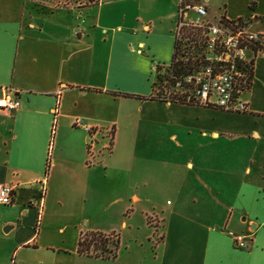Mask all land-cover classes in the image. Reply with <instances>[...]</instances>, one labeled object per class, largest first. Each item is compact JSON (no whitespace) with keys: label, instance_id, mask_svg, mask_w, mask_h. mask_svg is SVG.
<instances>
[{"label":"crops","instance_id":"crops-1","mask_svg":"<svg viewBox=\"0 0 264 264\" xmlns=\"http://www.w3.org/2000/svg\"><path fill=\"white\" fill-rule=\"evenodd\" d=\"M192 1L264 34V0ZM176 4L0 0V94L19 100L0 112V183L13 186L0 203V264H264V51L244 111L150 97L152 68L172 56ZM75 117L100 129L91 142ZM183 131L197 144L189 155L179 154ZM148 207H159L153 234L161 228L150 248L122 259L77 252L86 230L120 227L137 240Z\"/></svg>","mask_w":264,"mask_h":264},{"label":"built area","instance_id":"built-area-1","mask_svg":"<svg viewBox=\"0 0 264 264\" xmlns=\"http://www.w3.org/2000/svg\"><path fill=\"white\" fill-rule=\"evenodd\" d=\"M189 10L194 15L189 16ZM245 18H229L220 15L216 20L207 16L206 7L192 0H177L173 44L178 57L190 65L182 71L171 73L167 64L154 66L153 80L157 98L163 101L198 103L225 110L244 111L246 104L239 99L244 86L240 79L244 63L252 56L250 44L263 43L262 33L249 30ZM158 75V76H156ZM19 105L11 92L0 94V112L8 113ZM93 140L92 133L100 131L81 120L73 119ZM112 128L104 130L109 148ZM42 190V185H41ZM13 195V186L0 183V203L8 204ZM41 197V192H40ZM234 246L246 248L248 236L243 232L226 229Z\"/></svg>","mask_w":264,"mask_h":264},{"label":"trees","instance_id":"trees-1","mask_svg":"<svg viewBox=\"0 0 264 264\" xmlns=\"http://www.w3.org/2000/svg\"><path fill=\"white\" fill-rule=\"evenodd\" d=\"M95 1L96 0H83V2L87 4L93 3ZM251 4H252V1L250 2V6ZM262 36L264 37L263 33H262ZM262 42L263 43L261 44L259 43V41H253L250 44V49L253 52L252 56L250 57L248 62L244 63L243 67L241 68L242 76L240 77V79L244 86L243 90L248 88L249 83H250V78L252 75L253 55L256 52L264 51V39L262 40ZM188 65H190L188 60L182 61L178 57V53L175 50L174 44H173L172 56H171L170 61L167 63V69H169L171 73L176 72V71L179 72V71L184 70L185 67L187 68ZM157 68H160V67L157 66ZM155 83H156L155 80H152L151 94L149 96L158 99L159 97L157 98V92L154 86ZM119 93L123 95H127V96L143 97V95H137L134 93H128V92H119ZM173 102H177V101H173ZM118 245H119V238H118L117 233H113V232L105 233V232L98 231V230H86L79 234V237L76 242V250L80 254L93 255V256H98L101 258H114L117 254Z\"/></svg>","mask_w":264,"mask_h":264},{"label":"rangeland","instance_id":"rangeland-1","mask_svg":"<svg viewBox=\"0 0 264 264\" xmlns=\"http://www.w3.org/2000/svg\"><path fill=\"white\" fill-rule=\"evenodd\" d=\"M65 4H71L73 6H84L88 5L87 3H84L83 0H30V6L35 9H42V10H48L53 8L54 6H64ZM91 4V3H90ZM189 16L194 15L193 10H189ZM86 18L85 11L80 13V18ZM252 25L254 23L251 21L250 22ZM251 26V25H250ZM249 26V30L250 29ZM153 80V79H152ZM244 92V91H243ZM242 96V92L239 95V99ZM187 136H189L185 131L180 134V139H182L183 144L179 147V154L180 155H189L195 152V148L197 147L196 143H193L190 139H187ZM183 167H179L180 172L183 170ZM171 193H164L162 198H159L158 200H162V203H164L165 198L167 197L170 201L171 197H169ZM150 206V205H149ZM148 210L150 212V215H148V222L151 224H148L147 226H143V223H141V227L139 228L138 235H137V240H134V237L128 232L126 229H122L120 227H116V233L119 238V245L117 249V254L120 255V258L122 259L126 254L129 249L131 250H137L140 249V247L145 248L148 247L150 248L151 242L153 243L154 237L158 238L160 236V231L161 228L157 230L155 234H153L154 230V225L152 224H157L159 223V219H157V216H159V207H148ZM144 232L146 235H144ZM154 236L150 237L152 234ZM148 238V239H146ZM141 240V241H140ZM141 243V246H139ZM98 264H108L109 262H101L98 261Z\"/></svg>","mask_w":264,"mask_h":264},{"label":"water","instance_id":"water-1","mask_svg":"<svg viewBox=\"0 0 264 264\" xmlns=\"http://www.w3.org/2000/svg\"><path fill=\"white\" fill-rule=\"evenodd\" d=\"M9 225H5L2 229L3 230H6V228L8 227Z\"/></svg>","mask_w":264,"mask_h":264}]
</instances>
